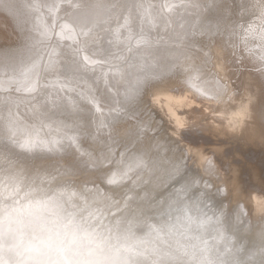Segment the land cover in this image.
<instances>
[{
    "label": "bare ground",
    "instance_id": "6f19581e",
    "mask_svg": "<svg viewBox=\"0 0 264 264\" xmlns=\"http://www.w3.org/2000/svg\"><path fill=\"white\" fill-rule=\"evenodd\" d=\"M246 1L232 0L235 6L222 12L223 18L218 15L221 23L213 27L196 21L194 31L200 35L189 39L193 29L189 22L197 10L200 20L203 10L191 0H0V41H13L0 49V129L27 131L33 139L52 138L56 129H66L65 120L43 115L54 106L60 115L74 111L86 118L91 115V124L112 119L124 111L125 96L138 93L132 88L129 60L159 59L168 65L180 59V53L169 61L170 54L162 57L153 52L156 47L189 39L195 43L186 58L195 55L192 46L198 47L207 59V73L165 78L156 85L148 110L139 109V102L133 104V113L141 111L135 121L150 126L143 142L150 149L152 137L158 141L154 147L167 139L172 143L163 156L170 166L161 178L188 159L173 181L199 179L206 190L215 186L212 193L223 188L233 205L253 211V226L261 225L264 36L255 41L242 38L251 29L248 26L255 25L245 24L255 17ZM260 30L264 34V26ZM102 32L108 36H101ZM39 120L43 126L37 124ZM68 120L78 123L73 116Z\"/></svg>",
    "mask_w": 264,
    "mask_h": 264
},
{
    "label": "water",
    "instance_id": "95a60500",
    "mask_svg": "<svg viewBox=\"0 0 264 264\" xmlns=\"http://www.w3.org/2000/svg\"><path fill=\"white\" fill-rule=\"evenodd\" d=\"M191 1L203 10L200 20L197 10L189 22V39L200 35L196 21L213 27L235 6L232 0ZM259 2H243L253 6L255 16L245 23H255L245 31L247 41L264 36L258 32L264 23ZM189 39L180 41V57L190 53L195 42ZM174 50L155 51L173 61ZM132 59V88L138 93L125 96L124 111L112 119L91 124V115L74 110L60 115L54 106L43 115L65 120L66 129H56L52 138L0 129L5 134L0 136V264H264V220L253 226L251 209L233 205L223 188L212 193L213 184L206 190L199 179L173 181L188 159L161 178L170 166L163 156L172 143L167 139L154 147L158 141L152 137L150 149L143 142L150 126L136 122L141 111L132 110L138 102L148 110L176 58L168 65ZM72 116L78 123L68 120Z\"/></svg>",
    "mask_w": 264,
    "mask_h": 264
},
{
    "label": "rangeland",
    "instance_id": "374dc122",
    "mask_svg": "<svg viewBox=\"0 0 264 264\" xmlns=\"http://www.w3.org/2000/svg\"><path fill=\"white\" fill-rule=\"evenodd\" d=\"M167 1H169V0H167ZM263 1L264 0H262L261 2H263ZM116 22H118V21H116ZM12 33L13 32L11 31V34L9 33V35H12ZM16 34L19 37L20 32L16 33ZM101 36L106 37V36H108V34L107 33L106 34L103 33V34H101ZM245 37L246 36H244L242 38L244 39ZM199 40L201 41L202 38L201 39L199 38ZM14 41H16V40H14ZM19 41L21 42L20 38H19ZM160 41H163V40L160 39ZM177 41L178 40H175V41H172V42H170V43H168L166 45H161V46L167 47L168 49H171V50L172 49H176L178 51L180 49L179 47H180L181 43H179V41L178 42ZM11 42H13V41H9L8 43H4V42L0 41V49H1L2 46L3 47L10 46ZM184 43L185 42H183V44ZM192 44H194V43H191L190 45H192ZM187 45H188V43H187ZM161 46H159V47H161ZM175 46H176V48H175ZM157 48L158 47H156V49ZM85 49H88V48H85ZM176 50H174V51H176ZM157 52L158 51H155V53H157ZM193 52L195 54L193 56V58H192L193 60L189 59V57L186 58L185 55H188L187 53H185L183 56H181L182 58H180V59L177 58V60H175V63H174L175 65L173 64L174 67H172L171 70L167 72V74L169 75L168 77H171V76L172 77H174V76L182 77V76H184L187 79H189L191 76L189 77L188 74L191 73V72H196V71L200 70V71H202L201 74H203V75L205 73H207V67H209V66L207 65V59H206L204 53L202 51L198 50V47H195V46H193ZM195 52H197V53H195ZM195 63H196V65H195ZM193 66L196 67V70H193ZM182 73H183V75L181 76ZM33 123H34V121H33Z\"/></svg>",
    "mask_w": 264,
    "mask_h": 264
}]
</instances>
